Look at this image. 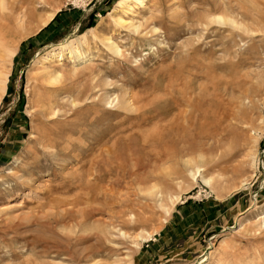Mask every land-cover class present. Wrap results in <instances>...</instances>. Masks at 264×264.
<instances>
[{
	"label": "rangeland",
	"instance_id": "1",
	"mask_svg": "<svg viewBox=\"0 0 264 264\" xmlns=\"http://www.w3.org/2000/svg\"><path fill=\"white\" fill-rule=\"evenodd\" d=\"M119 1L3 0L0 264H264V0Z\"/></svg>",
	"mask_w": 264,
	"mask_h": 264
},
{
	"label": "bare ground",
	"instance_id": "2",
	"mask_svg": "<svg viewBox=\"0 0 264 264\" xmlns=\"http://www.w3.org/2000/svg\"><path fill=\"white\" fill-rule=\"evenodd\" d=\"M126 0H121V1H119V5L122 3V2H125ZM144 1L145 0H134V2H136V3H138L139 5H142V6H144ZM144 3V4H143ZM145 7V6H144ZM0 9H2L3 10V0L1 1L0 0ZM6 9H7V7H6ZM8 10V9H7ZM23 11H21V13H19L20 14V16H19V14H18V16L16 17V23L17 24H22L23 23V21H24V19H25V17H26V11H27V8H24V9H22ZM2 14H3V12H2ZM1 16V18H4V19H6V17H8V14L7 15H0ZM53 16H54V14H51V15H49L48 17H46V19H44V21H42V26H44V25H46V23H48L52 18H53ZM213 16V15H212ZM223 18H221V17H217L215 20L216 21H223L222 20ZM230 20V19H229ZM120 22H122V20H119ZM233 24V23H232ZM130 26H132V24H130ZM2 26H0V28H1ZM8 34H9V31H8ZM2 41V42H1ZM107 47H109V49L111 48L112 50H114L115 52H118V51H120L119 50V48L117 47V45L116 44H114V43H112L110 40H107ZM74 43L73 42H69V44H60V45H57L56 47H54L50 52H48V53H46L44 56H43V58H42V61H45V60H49V58L50 57H56V56H60V57H62L61 55H62V52H64V51H67L68 50V48H69V46H72ZM110 49V50H111ZM13 49L12 48H9V46H7V45H5L4 43H3V40L0 38V57H2L3 56V54L5 53V56L7 57V59L8 60H11V57H12V55H13ZM57 57V58H58ZM78 61H82V62H85V61H83V60H86V58L83 56H81V55H78ZM1 59V58H0ZM51 59V58H50ZM2 60V59H1ZM0 60V61H1ZM2 63H3V61H1ZM4 66V65H3ZM2 69V68H1ZM7 76H8V72H6L5 70H4V67H3V69L2 70H0V101H1V98L4 96V91H5V88H6V82H7ZM113 145V144H112ZM204 182L205 183H208V180L207 179H204Z\"/></svg>",
	"mask_w": 264,
	"mask_h": 264
},
{
	"label": "trees",
	"instance_id": "3",
	"mask_svg": "<svg viewBox=\"0 0 264 264\" xmlns=\"http://www.w3.org/2000/svg\"><path fill=\"white\" fill-rule=\"evenodd\" d=\"M92 25H93V22L91 21L82 30L87 29V28L91 27Z\"/></svg>",
	"mask_w": 264,
	"mask_h": 264
}]
</instances>
